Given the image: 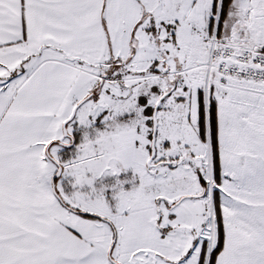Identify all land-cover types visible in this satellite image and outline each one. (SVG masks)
Returning <instances> with one entry per match:
<instances>
[{
    "label": "snow or ice",
    "instance_id": "obj_1",
    "mask_svg": "<svg viewBox=\"0 0 264 264\" xmlns=\"http://www.w3.org/2000/svg\"><path fill=\"white\" fill-rule=\"evenodd\" d=\"M0 264H264V0H0Z\"/></svg>",
    "mask_w": 264,
    "mask_h": 264
}]
</instances>
